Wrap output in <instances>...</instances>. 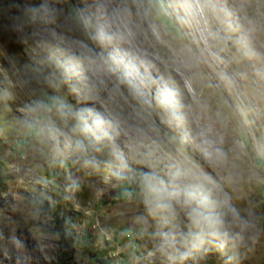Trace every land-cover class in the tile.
Segmentation results:
<instances>
[{"label": "rangeland", "instance_id": "1", "mask_svg": "<svg viewBox=\"0 0 264 264\" xmlns=\"http://www.w3.org/2000/svg\"><path fill=\"white\" fill-rule=\"evenodd\" d=\"M153 2L169 10L154 24L160 48L186 68L178 79L154 52L149 71L183 81L184 100L204 105L197 116L223 158L204 162L182 128L164 125L123 165L89 143L73 129L81 101L48 82L57 57L48 30L83 38L98 0H0V264H50L62 231L72 264H264V0ZM188 3L209 7L182 23ZM37 100L48 110L30 111ZM188 164L203 180L201 210L149 208L141 174Z\"/></svg>", "mask_w": 264, "mask_h": 264}, {"label": "clouds", "instance_id": "2", "mask_svg": "<svg viewBox=\"0 0 264 264\" xmlns=\"http://www.w3.org/2000/svg\"><path fill=\"white\" fill-rule=\"evenodd\" d=\"M209 7L188 3L182 23L195 21ZM165 4L148 0L131 7L126 0H98L95 11L85 21L83 38H68L55 27L48 30V44L57 53L52 79L54 88L68 84L81 101L75 110L74 131L89 143L107 146L123 165L133 147L159 139L160 125L167 129L182 128L184 137L199 151L204 162L223 158L206 124L197 113L204 107L199 100L189 104L181 87L162 81L149 68L154 52L165 56L154 24L167 17ZM51 25L55 21L50 19ZM160 32L163 23L157 24ZM179 79L186 63L165 56ZM153 81L159 86L153 87ZM57 109L64 105L58 97L52 100ZM48 110L41 100L33 102L30 111ZM83 148L82 143L78 145ZM95 163V160H85ZM146 204L151 209H166L173 203L185 205L190 213H198L206 201L201 174L190 164L177 167L166 176L148 170L141 174Z\"/></svg>", "mask_w": 264, "mask_h": 264}, {"label": "trees", "instance_id": "3", "mask_svg": "<svg viewBox=\"0 0 264 264\" xmlns=\"http://www.w3.org/2000/svg\"><path fill=\"white\" fill-rule=\"evenodd\" d=\"M66 235L64 231L61 232L60 238L58 239V247L50 264H72L74 247L71 241H69L71 237H66ZM30 264H38V262L32 259Z\"/></svg>", "mask_w": 264, "mask_h": 264}, {"label": "bare ground", "instance_id": "4", "mask_svg": "<svg viewBox=\"0 0 264 264\" xmlns=\"http://www.w3.org/2000/svg\"><path fill=\"white\" fill-rule=\"evenodd\" d=\"M73 196V195H72Z\"/></svg>", "mask_w": 264, "mask_h": 264}]
</instances>
